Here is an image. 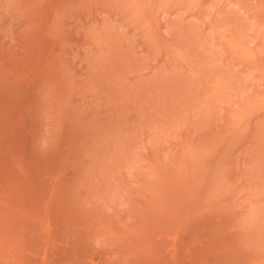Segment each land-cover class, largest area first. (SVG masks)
<instances>
[{"label": "rangeland", "instance_id": "1", "mask_svg": "<svg viewBox=\"0 0 264 264\" xmlns=\"http://www.w3.org/2000/svg\"><path fill=\"white\" fill-rule=\"evenodd\" d=\"M104 1L106 2L104 4H107L106 6L110 4L109 0ZM111 1L114 2V7L110 5L108 7H105L103 4V7L101 6V9L99 7L100 4L98 6L99 2H97L96 4L98 8L97 6H94L95 3L92 5V13L98 9L97 12L100 15V18L98 17L99 20L97 19L98 23L97 21H95L96 24L94 23L95 26L91 21V23L84 25L86 27H82V23L80 25V22H76V25H74L75 23H73L72 25L79 28H73V26L71 25L72 22H69L72 19L68 20L66 17V19L70 23L69 24L64 18L65 22L63 20L64 24L61 25L62 28L65 30L68 29L70 31H72L70 27L73 28V31L76 29L72 34H75L73 36L77 37V40L75 39L76 37L74 38L73 36V38L71 36L67 37V35H70L66 33L68 30L65 31L62 29L65 35H63V33L61 34L60 31L58 32L66 38L64 41L70 42V44H67L63 41L64 38L61 40L66 44V46L68 45L70 47L64 48L66 50L63 51H66V53L63 51H59V53L61 52L64 55L69 54L66 57H63V55L61 54V59H64L63 61L61 59L60 60L64 62L63 64L65 66L63 64H60L61 68L59 67L58 70V66H60L58 63L59 59H56L55 56H59L60 58V55H57L58 51H56L59 50L60 44L57 42H60V40H58V38L56 40L55 36V39L51 38L54 32L56 30L58 31L56 27H51L50 29L53 28V30H49L48 32H46V34H44V36L46 35L44 38L46 39L47 37L46 41L48 42H50V40L52 39L53 41L55 40L54 46H52L54 49L50 47L51 50L49 49L50 51L48 50L47 52H45V50H41L44 47L42 46L40 47L41 52L39 49V51L37 50L40 54L38 52L36 53V51L33 50V54H31L34 55L33 57L35 59L33 57L31 58V54L29 56L28 54H26L28 57L27 60L24 58V55L19 56L23 57L26 63H19V60H17V58V65L15 64V59L12 60L11 63L14 62L13 64H15V67H19L18 63L23 67H21L20 71L18 69V72H20L21 74L15 71L17 67L14 68L13 65V70L7 72V76H0V80L6 79L3 84H9L8 88L5 85L1 84V91L2 88H6H4L6 91L3 93L4 95H6L5 93H7V90L8 94L10 93L9 91L12 90L10 88L14 86L13 82L17 83V80H19L18 88L24 86L27 88V90H29V88L34 87L30 86L32 82H34L32 84H35V81L30 82L31 80H33V78L37 79L36 82H41L42 79L40 78L42 77L40 76V73H42L43 75H45L46 73V75L49 76L47 74V70L49 69L46 68H50L49 74H51L53 70V74L57 73L59 74V77L56 74L57 77L54 78L55 80L52 79L54 80L53 82L51 78H53L54 75H50L49 79L44 77V79H47V81H49L47 82L49 83V85L50 83H55L56 85L58 83L57 87H55V84H51L50 87H53V92H51L52 90H47V88L44 90H47L50 94L52 93V96L56 91L57 92L55 93V95H59L58 90H62L64 87L68 89L67 90L64 88V91H66V93L64 92V94L62 92L64 96L61 95L62 99L59 97L60 101L58 103H56L58 96H52L53 98L51 99L56 98V100H50L49 102L53 103V101H55V103H51L48 105L46 101H48L51 96L48 93L50 97H48L49 99L47 98L48 100L45 99L47 96L44 95V98L42 96V94H44L43 91L39 92V89L41 87H39L38 89V85L40 83L37 82L38 85L35 84V86L37 85V91L38 93L42 94L35 95V97L42 96V98L45 99V102H42L43 100H41L40 102L47 104L44 108L41 109L38 106L37 109L36 107L32 106V103L37 105V102L34 103L30 100L28 104H25L26 102H28L25 99L26 95L24 96L21 90L20 94L18 88L14 87L15 90L13 88L14 91H11V93H13V96L18 95L17 93H19L21 96L23 95V97H25L23 99L26 100L25 103H23L25 104L26 111L23 110V112L26 113L24 114V117L25 119H27V122L24 121L25 119H22L24 118L22 116L21 119L23 121L21 122H24V127L23 125L20 126L21 122H17V124H14L17 126L18 123H20V129L21 127L23 128L19 131V134L21 135V137H19V139L21 138L20 147H18L19 145L17 143L19 142V139L15 138L18 137V133L13 134L15 131L18 132V129H16L15 127V131L13 129L11 131V128H14V126H12L10 123L9 124L12 127L8 126V128H2L5 125H8V122L6 121L8 119L7 114H9V112L10 114L12 113L9 110L13 111L12 108H14V106L12 107V105L15 102L19 101L17 100L18 97L15 98L17 101L14 100L13 97V101L10 100L12 96L7 94L8 96L6 95L5 98L10 97L9 100H0V112L2 110V114L0 113V115L2 116L5 112H8L6 113V116L4 115L7 119L3 116L1 118L0 116V121H2V123H0V151L1 149L3 151L1 152L2 157L0 155V235L3 238L0 239H5V241L0 242V245H4V250H2V252L7 250L6 253L11 254H8L10 257L12 256V259L10 261L8 259V255L5 256L6 258L4 257L6 253L2 254L3 260H0V263L1 261L3 263L9 260L10 263L14 262L15 264H28V261L27 263H24L26 261L23 260V257H25V255L21 257L24 251L26 254V249H24V251L21 250L25 246V234L32 232L35 227L36 229H39L45 224L44 228L42 227L40 229L42 231L34 235L39 236L43 234L44 236H41L43 237L41 239L47 240V238L53 237L52 233L54 231L51 229L52 226H57L60 232L62 229H64L63 227L66 224L70 225V223H79V220L81 219H84L81 221V223L83 222L84 224L90 219L91 221H93L95 217L91 218L90 216L92 214L93 216H96L97 212H99L97 209L102 210V208H100L103 204L102 201L104 200V202H108V193L110 194V196H113V194L116 195L115 197L113 196L109 198V203H107L108 205L104 203L105 205H107V207L103 204L105 207L102 206L104 207V210L101 211L102 213L103 211L104 213H106L105 209L109 210L108 212L113 210L112 212L119 213V209L121 207H125L123 206L124 201L121 200L124 198L125 203L127 202V204H125L126 207L125 209H123L126 210L128 204H133V201L131 203L130 199L128 201L126 200V196L129 195L130 188V191L135 190L134 185L141 184L145 189L146 186L143 181L146 182V185L148 184V182L151 183L150 185H147L149 186V188L151 186V189L148 188L149 190H153V188H155L153 191H149L148 194L147 192H144L148 190L147 188L144 190L140 187V185H138L142 190L137 188L135 191L138 192V189L139 192L140 190H144L143 192L146 195H150L154 191H158V189L160 190L161 187H163L162 183L164 181L165 182L163 183V185L165 186V188H172L171 190H174V188L176 187H173L174 185H171L173 183L176 184L177 187L181 186L180 189H177L176 187L175 190L177 189L176 191H180V193L184 196L183 197L179 193V196L181 195V197H179V203H182L181 209L185 210L186 208V212L180 210V212H182L181 215L179 214L180 220H178V217L177 219L175 218V220L184 221H174L176 223H182L181 227L175 229V231L173 230V233L170 232V236L169 234H167L166 238L168 237L169 242L171 240V242L177 243V241L179 242L180 239L184 237L187 238L189 236L188 240L183 239V242H189L190 240V244L192 245L189 246L187 244L188 242L185 243L188 245H186L188 250L192 247V249L188 252L189 257L192 250L194 253L193 256V253L191 254L194 259L192 257V261L189 259L191 261V264H212L213 262V264L230 263L232 256L227 255V252L221 255L225 257H223V259L220 257V255V258L218 256H215L217 260L219 259V263L215 262V259L214 261H212L213 255H210V257H208L206 253L202 254L204 252L202 251L203 249L201 250L202 253L198 252L199 254H197L196 252L200 251L199 249H201V247L199 248V245L201 244V242H199V239L203 234L198 233V235L196 232V234L199 236L197 237V235H194L195 232H190L192 228L191 223H197V226L199 224L198 227H201H195V224L193 223L194 229H200L201 232L207 233V230L205 232L207 223H209H206L209 218V215L207 216V214H209V212H212L213 209L217 210L218 215H221L219 210L221 211L222 209V214L228 213L229 216H231L236 213L234 214L235 216H233L234 218L232 216V218L229 217V221H234L232 219H236V223L231 222L234 223V225H232L230 222H228V224H231L230 227L226 228L225 226L224 228H226L227 231L226 229H223L222 232H224L225 235H229V233H233L237 229L239 230V228L244 230L242 231L244 234L239 232L238 236L236 235V232L238 231H236L234 234L231 233V235L236 236L235 242L238 243V238L243 239V236L246 235L245 238L247 239H244L247 246L243 247L244 251L247 250L248 252L252 253L251 251L255 250L258 252V254L259 251H261V254H263L262 258L264 259V70H262L264 69V63L262 62V60L264 61V37H260L264 33L263 29V33L261 32V35H259V31H261V27L264 26V24L261 23L257 18H255L257 22L259 21L260 24L263 25L257 24L254 18L252 19L249 17L251 16V10L257 11L258 7L261 10V6H259L260 4H258V0L256 1L257 6H254L255 4H252V7H256L253 9L251 7H249L250 9L247 8V6L250 5L249 3L247 5V0H149L148 2H146L147 0H140L142 5L139 4V0H136L140 5L137 6V8H135L137 3L135 4L136 1L134 0V9L137 10L138 8H141V6H145L141 8V11L140 9H138L137 11H135L134 9H132L133 11L131 10L132 6H130V4L132 5V0H130L131 3H129L130 1L128 2V0H124V3H122L121 0ZM117 1H121L120 4ZM125 1L128 2L130 10L128 9L129 7L125 5L128 7L125 10H128L129 14L126 15V13H128V11H126V13H122L121 17L119 14H121V11L124 9H122L123 6H120L122 4H126ZM250 1L256 3L255 0ZM144 2L146 3L143 5ZM118 4L119 8H117L119 10L121 9V11H119L115 6H118ZM110 7H112L111 9H113V11L108 9ZM94 8L95 10L93 11ZM108 10L111 11H109L110 14H107L109 12H105ZM115 10H118V13ZM260 10L259 12H261ZM114 11L117 13V17L116 15H114ZM255 11L254 13L251 12V14H255ZM89 12H91V10ZM100 12H103L102 14L106 13L105 15L107 17L105 18H108L106 22L113 24L110 25L106 24V22H102L104 17H102L103 15H101ZM135 13L137 14L133 15ZM111 14H113L114 16H112ZM256 14L258 15V18L261 19V14L258 13V11ZM91 15L89 14V18H87L90 19ZM110 15L117 19H111L112 17ZM94 16L96 17V15ZM124 16H127L126 18L132 16V20L134 16H140V18L137 19V17L133 20H136L134 23L133 21H131L133 23L131 24L130 18L128 20ZM121 19L123 22L124 19L126 20L125 23L121 21V25L123 23V26L118 23L117 25L116 21H113L117 20V22H119ZM66 23L69 25H67ZM102 23H104L103 25H105V27H101ZM99 24H101V26H99ZM88 25H90V28ZM125 25H127L126 28L124 27ZM96 26H98L97 29ZM83 28H85V30ZM94 28L98 30L96 31V33L93 32ZM106 28L107 35L110 37H107L106 33L104 34V32H106L104 31V29L106 30ZM88 29L90 31H88ZM86 30L88 32H91L89 34L90 36L86 34L88 33ZM99 30L102 33L99 32ZM57 31L54 35H57ZM70 31L68 33H71ZM83 31L85 32V34L82 33ZM109 32H112L111 35ZM91 34H96V36L94 35L93 37V35ZM80 35L84 36L81 37ZM87 35L88 37H85ZM104 36H106V39L108 38L109 42L107 40H104ZM90 37L94 38L93 40L96 39V42L94 43H97L98 38L100 40L101 37H104V39L101 38L104 41L100 40L97 44H94L93 42H91L92 39ZM80 38L85 44L81 40L79 41ZM73 39L75 40L73 41ZM9 40L12 41V39H9V37L6 38V41L9 42V44L12 43L11 45H13L14 41L11 42ZM76 41L79 42L76 43ZM101 41L106 43H102V47L100 45ZM51 42L48 47L45 45L46 48L44 49L47 50L49 46L53 45V43ZM55 42L59 44V47L56 50L55 48L57 46H55ZM71 43L73 44V47L75 44L77 48H73ZM65 44L63 45V47H66ZM77 44L79 45L77 46ZM86 44V47H91L92 49V51L89 50V53H86ZM96 45L98 46L96 47ZM82 46H84L85 49ZM67 49H69L70 51H67ZM82 49L84 51H82ZM52 50H54L53 53ZM80 51L82 52L81 55ZM44 52L45 54L48 53L47 56L44 54ZM70 52H73V54L70 55ZM90 52L92 55L90 54ZM49 53L51 55L55 54V56H51ZM83 53L87 55L84 56ZM35 54H37V57L35 56ZM43 55L45 56V58L48 57L46 58V60H50L52 57L55 58H52L53 65L52 63H50V66L52 65L51 67H48L46 65H49V63H46V61H44ZM49 56H51V58H49ZM42 59L44 62L42 61ZM24 60L21 59L20 61ZM35 60L38 61V64L41 60L40 64H37V66L36 63L35 65L32 64L36 62ZM55 60L57 61V67L55 66ZM75 61L76 63L77 61L79 62L76 64ZM42 62L43 64H41ZM30 64L31 72L33 73L34 71L35 76H37V73L39 72L38 74L40 78L39 76H34L32 78L33 75L28 74L30 73V69L28 68L29 70L27 71L26 69L28 65L30 67ZM32 65H34V67ZM40 65L41 67H39ZM53 66L55 68H52ZM32 67L35 69H33ZM61 69L68 72L69 75L65 73L64 76L66 75L65 78L69 79V82H64V80H68L63 78V72L60 71ZM22 70L26 72L23 73L21 72ZM35 70L38 72L35 73ZM43 70L45 71V73H43ZM56 70H58V72L60 73L56 72ZM60 74L62 76L61 78L63 82L62 80L59 81L58 79L60 78ZM67 75L70 77L68 78ZM23 79L24 81L27 80L30 84L27 85L28 83L25 82L26 84L24 85V83L22 82ZM8 81L10 83H8ZM20 81L23 84H21L22 86L20 85ZM44 81H42V83ZM60 83H63L62 85L64 87ZM65 83L68 84L66 85ZM18 84H16L15 86L17 87ZM59 85L62 87L60 88ZM66 86H68L69 88ZM23 88L21 89L23 90ZM41 90L43 89L41 88ZM1 91L0 93L2 94L3 91ZM35 91H28V94H30L29 92ZM25 93L27 94L26 91ZM35 93L37 94V92ZM1 94L0 96L3 97V94ZM35 97L34 100L36 99ZM19 98L22 97L19 96ZM30 98H32V96ZM9 105H11V109H7ZM71 115L74 116L73 122L71 120L72 118H70ZM21 119H19L18 121H20ZM9 120L10 119H8V121ZM17 128L19 127L17 126ZM72 128L75 130L76 128H78L77 132H74ZM72 131L77 134H73ZM78 131L82 133H79ZM11 133L13 136L11 135ZM16 139L17 142L14 143ZM94 157H97L96 160H94ZM92 163L94 164V168L92 169L94 170L93 176H95L96 178L93 177L95 179H93L92 181V177H89L88 174L87 175L89 177V181L91 180V182L97 183L93 184L91 182H88V180H86L87 175H85V180L86 182L92 184L93 187L95 185L96 188L100 187L97 188V190L99 189L97 191L98 194L96 195V189L92 188L94 189V192H91L94 193L96 197L94 194L92 195V193V196L89 195L90 192H86V195H84L83 193L85 192H83L82 190L81 191L83 193H81L80 191L74 195H79L83 201H86V205L82 200L79 201V204L83 205L82 207H84L85 205L87 210L94 205L96 207L97 204V207H99H96V209L92 207L93 213L89 212L91 215L86 212L88 218L90 217L89 220L88 218L87 220H85L87 216L84 213L85 210L82 208L81 211L83 212L81 213V215L85 214L84 216L86 217L82 218V216L80 217L81 219H76L79 216L77 214V217H74L76 221L72 222L71 218L73 217L71 215L69 216V214L73 212L67 210L68 212L66 211V214L64 213V209H69L70 207L68 208L69 205H65L67 206L65 208V206L63 205L65 201L61 202V199L63 198L64 200L65 197H67L65 195L66 193L69 194L70 191L71 193H75L74 190L76 191L77 187H81L82 185L86 184V182L84 183V177L82 178L81 175H83V172H86L83 171V169L85 170L93 166ZM76 169H81L83 171L80 172L82 173L80 175L82 179L80 177V180L77 179L78 183L80 181L83 182L82 185L80 182L81 186H76L77 180L76 182L71 181V179H73L72 174H74L75 171L77 172ZM78 172L77 174L73 175L74 178L79 175ZM112 173L115 174L112 175ZM117 173L120 176H118ZM121 174L123 175L121 176ZM162 175L165 179H163ZM159 176L163 180L160 179ZM119 177L122 181L118 179ZM101 179L105 181V184L107 185H103L104 182ZM108 179L109 181H107ZM116 179L121 181V183H119V181L117 183ZM158 179L159 182H157ZM113 180L115 184L113 183ZM173 180H175V182H173ZM71 182H74L73 184L74 186H76L74 190L68 189V185H70ZM99 182H101L102 185H100ZM122 182L125 184V186ZM156 182L159 184H157ZM130 183L134 189L130 186ZM152 183L156 185L153 186ZM64 184L68 187H66ZM119 185L121 186V188ZM70 186H72V184ZM74 186L72 187L74 188ZM86 186H88V184ZM123 186L128 192L127 195L125 194L126 192L120 194L124 190ZM126 186L128 187V189L126 188ZM115 187L117 189H115ZM86 188L87 187H85V190ZM106 188L109 191L115 189V191L117 190L118 192H109L108 190L106 191ZM89 189H91V187L87 190ZM103 189H105V192ZM184 189H187L188 192H185ZM165 190H168V188ZM106 192H108L107 195H105ZM189 192H194L192 194L193 196ZM80 194H83V196L86 197L84 198ZM172 194L176 193L173 192ZM74 195L72 194V196ZM121 195H123L124 198H122ZM104 196L107 200L104 198ZM176 196H178V193L176 194ZM80 197H78V199H80ZM91 197L92 199H97H93V201H91ZM129 197L130 195L127 196V199ZM86 198H88V201H90L91 203L93 202L92 205L89 206L90 203H88ZM111 198L116 201L115 204H113L114 201ZM117 198L123 203L120 202ZM78 199L77 201L75 200V202H78ZM98 199L102 201L97 202ZM188 199H190L191 204ZM68 200L66 202L67 204H69ZM186 201L188 202L186 203ZM192 202L194 203V205L192 204ZM118 203H121V205ZM218 203L224 206H226L225 204H227L229 205V207L225 208L223 206H220L219 208ZM74 204L75 203H73V205ZM110 204L115 205V208L114 206V209L111 208L112 206ZM80 205L78 206L80 207ZM118 206L121 207L117 210L116 208ZM79 207L76 208L79 209ZM129 207L131 210V206ZM190 207L192 208V211L190 210ZM76 208L75 210H77ZM62 209L64 210V212H62ZM72 209L74 210L73 207ZM211 209L212 211H210ZM231 209H233V211ZM127 210L125 211L126 213H123L122 209L120 210V213L122 211V215L125 214L124 217L126 218L130 215V210L128 212ZM188 210L191 212H189ZM80 212H78L77 210V213ZM112 212L110 213L112 214ZM201 213L202 215L206 213V216L204 217H208L204 222L203 220H205V218H202ZM185 214L190 215H187L188 217L185 216L184 218ZM106 215L108 214L106 213ZM103 216H101L100 213V215L96 216V218L99 219ZM194 216L196 218H194ZM190 217L192 218L190 219ZM197 218L199 219L197 220ZM195 219L196 221L203 222H201L203 228L200 223L194 221ZM128 220L131 219H129L128 217L127 222ZM188 220H192L193 222L189 223ZM237 220L241 223H239ZM35 222L37 224L39 223L41 226L38 227ZM31 223L32 225H36L31 226ZM90 223L91 222H89V224ZM49 224L51 225V227ZM84 224H80L81 228H77L78 230L81 229L82 233H84V228L82 229V227L88 225L87 223L86 225ZM72 226L73 225L71 224V227ZM77 229L74 230L73 228V230H69L66 228L64 231H62L66 232L68 230L72 231V233H75L74 231L78 232ZM44 230L46 232L43 233ZM48 230L50 232L53 231L50 233L51 235L49 234ZM183 231L185 232L184 237L182 236L184 233ZM186 231L190 232V234L188 233L187 235ZM36 232L33 231L31 234ZM47 233L50 236H48ZM192 234L195 238L192 236ZM57 235L55 236L59 237ZM59 235L60 237L63 236L64 238L63 233H59ZM204 235V238L202 239L206 240L207 236ZM231 235H229L230 239H234V237H232ZM180 236L182 237L180 238ZM61 238L60 240L57 239L58 242L57 240L56 242L59 243L60 241H62L63 238ZM192 238H194V240ZM242 239V243H240L241 245L245 243L243 242L244 239ZM44 242L45 241L42 240V243ZM195 243L196 245L197 243H199L197 245L198 248L196 247L197 249L194 248L196 246L194 245ZM102 244H105L104 246H106L107 243ZM94 245H99V247L101 246L100 244H98V242H96V244ZM2 246L0 248H2ZM6 246L17 249L15 252L18 253H14L13 251V254L10 253L11 251H9V248H7ZM93 246V250H96V248L99 249V247L94 246L93 248ZM249 246L251 248H249ZM92 249L91 251L89 250L88 252L83 253L85 254L84 257L82 256L83 254L80 255L81 257L79 256L77 260L79 263H77L96 264L98 262L97 260L99 259L100 254L98 250H96V252L98 251V253H95L93 251V254ZM194 250H196V256ZM90 254L94 256L97 255L95 256L96 258L94 257L96 261L93 259V256L89 258ZM201 254L202 256L200 257ZM252 254L254 255V253ZM13 255H17V259H15L16 256H14L13 258ZM244 255L246 254L244 253ZM40 256L41 257L39 262H42V264H58L61 262L59 258H56L57 260L54 258L56 257V255L49 256V254H46L45 256L41 254ZM197 256L201 259H197ZM206 256L212 259V263H209V259ZM228 256H230L229 262H227L229 259ZM258 256L256 258L251 257V259H253V261L251 260L252 262L249 261V258H247V260L245 258L247 262L243 261V259L241 261L242 263L245 262L247 264H259V262L261 263L263 262V260L260 254ZM82 257L84 260L86 257V262L84 260V262L82 261ZM87 258L89 259L90 263L89 261H87ZM202 258L206 261H203ZM7 263L9 264V262H6V264Z\"/></svg>", "mask_w": 264, "mask_h": 264}, {"label": "bare ground", "instance_id": "2", "mask_svg": "<svg viewBox=\"0 0 264 264\" xmlns=\"http://www.w3.org/2000/svg\"><path fill=\"white\" fill-rule=\"evenodd\" d=\"M107 1V0H106ZM110 1V4H108V6L110 5V6H112V7H114L113 6V4H114V2L113 1H111V0H109ZM116 1V0H115ZM122 1V3H124V0H121ZM120 1V2H121ZM130 0H128V2H129ZM134 0H132V5L130 4V6H132L131 7V10L132 9H134L133 7H134V2H133ZM136 1V0H135ZM144 1V0H143ZM149 0H147L146 2H148ZM204 1V0H203ZM257 0H255V2H256ZM97 2H99L98 3V6H99V4H100V8H101V6L104 4V3H106L104 0H0V76H7V72H9L10 70H13V65H14V68H16L17 67V69L15 70V71H17L18 72V69H19V71L21 70V67L22 66H20V62L21 63H26L25 62V60H24V58L27 60V55L26 54H28V56L32 53L33 54V50H35L36 51V53L40 50V47H42V46H44L43 47V49H41V50H45V52H47L49 49H50V47L52 48V49H54L52 46H54V41H53V39L52 40H50V42L51 41H53V42H51V43H53V45H51V46H49V48L46 50V49H44V48H46V46L48 47V45H50V42H48V41H46V39H47V37H46V39L44 38L45 36H44V34H46V32H48L49 30H53V28L52 29H50L51 27H56V29H58V31H57V35H54L55 34V32H54V34L52 35V37L51 38H54V36L56 37V40H57V38H58V40H60V42L58 41L57 43H59L60 44V47L58 46L59 44H57L56 42V44H55V46H57L56 48H55V50L56 49H58V47H59V50H56V51H58L57 52V55H60V58H59V56H55V54L53 55V56H55V58L56 59H59V61H58V63H59V65L61 64H63L64 62H62L63 61V59L64 58H62L61 59V52L63 51V50H66V49H64V48H70L68 45L66 46V44L65 43H67V44H70V42H67V41H64L66 38L65 37H63V35H65L64 34V32L62 31V26L61 25H63L64 23H63V20H64V18L66 19V17H67V19L69 20V19H72L71 21H69V22H72L71 23V25L73 24V23H75L74 25H76V22H80V25H81V23H82V27L84 26V25H86V24H88V23H91V22H93V24L95 23L96 24V22L95 21H97V19H98V17L100 18V15H99V13L97 12L98 11V9L95 11V12H93L92 13V9H91V7H92V5L95 3V5L94 6H97L96 4H97ZM113 2V3H112ZM117 2H119V1H117ZM120 2H119V4H120ZM128 2H126L125 1V3L126 4H122L120 7H122V9H124V10H122L121 11V9L119 10L118 8H119V4H118V6L117 5H115L116 6V8L119 10V11H121V14H119L120 16L122 15V13L124 14V13H126V11H128V10H125L126 8H128L129 10H130V6H129V4H128ZM138 1H136L135 2V4L137 3ZM146 2H144L143 3V5L146 3ZM251 2V3H250ZM253 1H250V0H247V5H248V3L250 4V5H248L247 6V8H249V7H251L252 9L253 8H256V7H252L253 5L252 4H255L254 6H257L256 4H257V2L256 3H252ZM108 3V2H107ZM111 3H112V5H111ZM129 3H131V1L129 2ZM138 4V3H137ZM136 4V6H135V8H137V6H140V5H142V3L140 2V0H139V4L137 5ZM258 4H260L259 6H261L260 8H261V10L259 9V7L257 8V11H258V13H260L261 14V19L260 18H258V15L256 14L257 13V11H255L256 13L255 14H251V12H253L254 13V11H252L251 10V12H250V15L251 16H249L250 18H254V20L256 21V23L257 24H260V22L261 23H263L264 24V0H260V3H259V0H258ZM107 4H104V6L105 7H108V6H106ZM125 5H127V6H125ZM93 6V7H94ZM98 6H97V8H98ZM103 7V6H102ZM104 7V8H105ZM112 7H110V8H108V9H110L111 11H113V9H111ZM125 7V8H124ZM143 7H145V6H143ZM142 6H141V8H143ZM96 8V7H95ZM95 8L93 9V11L95 10ZM99 8V9H100ZM103 8V9H104ZM141 8H138V9H140V11H141ZM102 9V8H101ZM137 9V10H138ZM250 9V8H249ZM261 11V12H259V10ZM91 10V12H89ZM105 10V9H104ZM110 10H108V11H105V12H109ZM117 10V11H118ZM135 11H137L136 9H134ZM248 10V9H247ZM102 11V10H101ZM110 11V12H111ZM116 11V10H115ZM113 12V13H115L114 15H116V17H117V13L116 12ZM133 11V10H132ZM250 11V10H249ZM248 11V12H249ZM104 12V11H103ZM102 12V13H103ZM110 12L109 13H107V14H110ZM131 12V11H130ZM91 13H92V15H91ZM97 13H98V15H97ZM101 13V12H100ZM101 13V15H103L102 17H107L105 14H102ZM140 13V12H139ZM91 15L90 16V19H88L89 18V16L88 15ZM129 14V11H128V13H126V15H128ZM137 13H135V14H133V15H136ZM248 14V13H247ZM259 14V15H260ZM94 15H96V17L94 16ZM112 16H114L113 14H111ZM110 15V16H111ZM132 15V14H131ZM132 15V16H133ZM110 16H109V18H110ZM111 16V17H112ZM131 16V17H132ZM88 17V18H87ZM122 17V16H121ZM120 17V18H121ZM125 17V16H124ZM123 17V18H124ZM127 17V16H126ZM125 17V18H126ZM130 16H129V18H130V22L131 21H133L134 19H136L137 17H133V20H132V18H131ZM247 17H248V15H247ZM103 18V20H102V22H106V20L108 19V18H105L104 19ZM113 18H115V17H112L111 19H113ZM118 18H119V16H118ZM129 18H126V19H128L129 20ZM140 18V16L137 18V19H139ZM255 18H257L259 21V23L257 22V20L255 19ZM66 19V20H67ZM111 19H109V20H111ZM115 19H117V18H115ZM251 19V20H252ZM68 20L66 21L67 23H69L68 22ZM99 20V19H98ZM105 20V21H104ZM91 21V22H90ZM113 21H116V24L118 23V24H120L121 25V21H122V19L119 21V22H117V20H113ZM125 19H124V22L123 23H125ZM136 21V20H135ZM135 21H133V23L135 22ZM139 21H141V20H139ZM64 22H65V20H64ZM100 22V21H99ZM66 23V24H67ZM97 23H98V21H97ZM104 23H102V26H101V24H99V26H101V27H105V25H103ZM115 23V22H114ZM123 23H122V25L121 26H123ZM132 22H131V24H133ZM49 24V25H48ZM65 24V25H66ZM70 24V23H69ZM69 24H67V25H69ZM77 24H79V23H77ZM95 24H94V26H95ZM106 24H110V25H112L111 23H107L106 22ZM117 24V25H118ZM263 24H260V25H263ZM65 25H64V27H65ZM70 25V26H71ZM74 25H72L73 26V28H79V27H74ZM128 25V24H127ZM127 25H125L124 27L126 28L127 27ZM259 25V26H260ZM49 26V27H48ZM78 26V25H77ZM89 26V28H90V25H88ZM94 26H92V27H94ZM109 26V25H108ZM107 26V27H108ZM129 26V25H128ZM258 26V27H259ZM84 27H86V26H84ZM91 27V28H92ZM110 27H112V26H110ZM114 27H115V24H114ZM117 27V26H116ZM12 28V29H11ZM71 29H72V31H70V30H68V29H63V30H65V31H67L66 33L67 34H70V35H67V37L68 36H73V35H75V34H72L74 31H73V28L72 27H70ZM98 28V26H96V29ZM124 28V29H125ZM260 28V27H259ZM84 30H85V28H83ZM87 29V28H86ZM93 29V28H92ZM95 28H94V30H93V32L94 33H96V31H98V30H96ZM103 29V28H102ZM262 29L264 30V26H262L261 27V31H259L260 32V34L259 35H261V32H262ZM78 30V29H77ZM110 30V29H109ZM60 31V33L62 34L63 33V35H61V34H59L58 32ZM71 32V33H68V32ZM80 31V30H79ZM87 31V30H86ZM88 31H90L89 29H88ZM87 31V32H88ZM104 31H106V32H104ZM104 34L106 33V35H107V28H106V30L104 29ZM53 32V31H52ZM81 32V31H80ZM92 32V33H93ZM99 32H101L100 30H99ZM79 33V32H78ZM78 33H76V34H78ZM83 34H85V32L83 31L82 32ZM91 32H88V33H86V34H90ZM102 33V32H101ZM110 33V35H111V33L112 32H109ZM263 33V32H262ZM59 34V35H58ZM97 34H99V33H97ZM51 35V34H50ZM88 35L87 36H85V37H88ZM91 35H93V37H94V35L96 36V34H91ZM263 35H264V33H263ZM260 36L261 38L262 37H264V36ZM47 36H48V34H47ZM78 36V35H77ZM81 36V35H80ZM79 36V37H80ZM84 36V35H83ZM83 36H81V37H83ZM90 36V35H89ZM98 36V35H97ZM102 36V35H101ZM9 37V39H12V41H14V43H13V45H11L12 43H10L9 44V42H7L6 41V38H8ZM74 37V36H73ZM72 37V38H73ZM76 37V36H75ZM74 37V38H75ZM78 37V38H79ZM84 37V38H85ZM100 37V36H99ZM104 37H105V39H104ZM104 37H101V38H103L104 40H107L108 41V38L106 39V36H104ZM107 37H110V36H108L107 35ZM64 38V39H63ZM92 40H91V42H96L95 40H93L94 38H92V37H90ZM96 38V37H95ZM100 38V40H102ZM55 39V38H54ZM63 39V41L65 42H63V41H61ZM76 40H77V37L75 38ZM75 39H73V41L75 40ZM110 39V38H109ZM115 39V38H114ZM259 39V38H258ZM8 40V39H7ZM48 40H49V38H48ZM68 40V39H67ZM70 40H72V39H70ZM81 40V38L79 39V41ZM88 40V39H87ZM99 40V38H98V40H97V43H98V41H100ZM104 40H102V41H104ZM111 40V39H110ZM261 40V39H260ZM263 40H264V38H263ZM9 41H11V40H9ZM11 41V42H12ZM78 41V42H79ZM82 42H83V40H81ZM100 42V45L103 43H105V42ZM117 41V40H116ZM262 41V40H261ZM47 42H48V44H47ZM62 42H63V44H62ZM77 41H76V43H78ZM109 42V41H108ZM75 43V42H74ZM75 43V44H76ZM81 43V42H80ZM84 43V42H83ZM97 43H94V44H97ZM111 43V42H110ZM114 43V42H113ZM117 43V42H116ZM61 44H62V46H61ZM65 44V46L66 47H63V45ZM75 44H74V47H73V44L71 43V45H72V47L73 48H77L76 46H75ZM85 44V43H84ZM83 44V45H84ZM87 44H88V42H87ZM87 44L85 45V48H86V53H89V50H91L92 51V49H91V47H86L87 46ZM106 44V43H105ZM256 44H257V42H256ZM255 44V45H256ZM46 45V46H45ZM70 45V46H71ZM79 44H77V46H78ZM81 45V44H80ZM99 45V44H98ZM98 45H96V47L98 46ZM109 45V44H108ZM260 46V45H259ZM63 47V48H62ZM80 47V46H79ZM78 47V48H79ZM83 48H84V46H82ZM95 47V46H94ZM95 47V48H96ZM101 47H102V45H101ZM81 48V47H80ZM84 48V49H85ZM87 48H88V50H87ZM39 49V50H38ZM264 49V48H263ZM38 50V51H37ZM41 50H40V52H41ZM51 50V49H50ZM49 50V51H50ZM69 49H67V51H68ZM81 50V49H80ZM248 50H250V49H248ZM35 51H34V53H35ZM53 51L54 50H52V53H53ZM59 51H61L60 53H59ZM70 51V50H69ZM71 51H73V50H71ZM79 51V50H78ZM82 51H84L83 49H82ZM88 51V52H87ZM95 51V50H94ZM263 51V50H262ZM45 52H44V54H45ZM63 52H65L66 53V51H63ZM81 52V51H80ZM39 53V52H38ZM71 54L70 55H72L73 54V52H70ZM85 53V52H84ZM83 53V55L84 56H86L85 54ZM93 53V52H92ZM31 54V55H32ZM40 54V53H39ZM38 54V55H39ZM42 54V53H41ZM48 54V53H47ZM47 54H45L46 56H47ZM50 54V53H49ZM76 54V53H75ZM82 54V52L80 53V55ZM90 54H91V52H90ZM254 54H256V53H254ZM25 56L24 58L23 57H19V56ZM37 54H35V56H36ZM51 55V54H50ZM51 55V56H52ZM63 55V57L65 56H68V55H64V54H62ZM89 55V54H88ZM92 55V54H91ZM250 55V54H249ZM34 55H32L31 56V58L33 57ZM44 56V55H43ZM51 56H49V58H51ZM77 56H79V55H77ZM260 56V55H259ZM18 57H19V59H18ZM37 57V56H36ZM42 57V56H41ZM74 57H76V56H74ZM83 57V56H82ZM81 57V58H82ZM89 57V56H88ZM263 57V56H262ZM16 58H17V60H19V63H18V65H19V67L18 66H16L15 67V64L17 65V61H16ZM23 59L24 61H20L21 59ZM30 58V59H31ZM34 58V57H33ZM39 58H40V56H39ZM46 58H48V57H46ZM46 58H45V56H44V61H46V63L48 62L49 63V65L48 64H46L48 67L50 66V63H52L53 62V60H52V58L53 59H55L54 57H52L50 60H52V61H50L49 59V61L48 60H46ZM85 58V57H84ZM87 58V57H86ZM90 58V57H89ZM254 58H256V57H254ZM15 59V64H13V63H11L12 62V60H14ZM35 59V58H34ZM33 59V60H34ZM62 61H61V60ZM251 59V58H250ZM253 59V58H252ZM39 60V59H38ZM259 60V59H258ZM261 60V59H260ZM36 61V60H35ZM41 61V60H40ZM40 61H39V64H40ZM42 61H43V59H42ZM43 61V62H44ZM85 61V60H84ZM83 61V62H84ZM30 62H32V61H30ZM43 62L41 63V64H43ZM54 62H56L55 64V66L57 67V61L55 60ZM79 61H77V63H78ZM81 62H82V60H81ZM255 62V61H254ZM260 62V61H259ZM262 62L264 63V61L262 60ZM35 63H36V66H37V64H38V61H36V62H34V63H32V64H34L35 65ZM75 63H76V61H75ZM76 63V64H77ZM256 63V62H255ZM22 64V65H23ZM27 64H28V62H27ZM26 64V65H27ZM38 64V65H39ZM34 65H32L33 67H34ZM44 65H45V63H44ZM52 65H53V63H52ZM51 65V66H52ZM61 65L60 66H58V70H59V67L61 68ZM64 65V64H63ZM264 65V64H263ZM36 66H35V68H36ZM46 66V67H47ZM50 66V67H51ZM65 66V65H64ZM260 66V65H259ZM32 67V68H33ZM39 67H41V65L39 66ZM42 67H44V66H42ZM23 68V67H22ZM26 68V67H25ZM30 70H29V69ZM35 68H33V69H35ZM52 68H55L54 66L52 67ZM264 68V67H263ZM33 69H32V71H33ZM41 69V68H40ZM46 69H49L50 70V68H46ZM57 69V68H56ZM62 69H65V68H62ZM60 70L61 72H63L62 74V76H63V78H65L66 77V75L64 76V74L66 73V74H68V72L67 71H63V70ZM23 70H25V69H23ZM21 71V72H26L27 70H29V72L30 73H28L29 75H33L32 76V78L35 76V74H34V71H33V73L31 72V64H30V67H29V65H28V67H27V69H26V71ZM45 70V69H44ZM43 70V71H44ZM49 70H47L48 72H47V74L50 76V75H54L53 76V78H51V80L52 79H54L55 77H57L56 76V74H53L54 72H53V70H52V73L51 74H49ZM55 70V69H54ZM58 70H56V72H58ZM262 70H264V69H262ZM38 71H39V69H38ZM38 71H36L35 70V73H37ZM14 72V71H13ZM19 74H21L20 72H18ZM17 73V74H18ZM32 73V74H31ZM39 73V72H38ZM37 73V76H39V74ZM43 73H45V71L43 72ZM58 73H60V72H58ZM42 73H40V76L42 77V78H40V76H39V78L40 79H42L41 80V82L39 81H37L38 83H40L41 84V86H40V84L38 85L37 84V82H36V80L37 79H35V78H33V80H31L30 82H32V81H35V84H37L38 85V89H39V87H41L43 90H41V88L39 89V92L41 91H43V93L44 94H42V93H38V89H37V85L35 86V84H32V83H34V82H32L31 84L27 81V80H25L24 81V79L22 80V82L24 83V85L26 84V83H28L27 85H29L30 84V86H34V87H36V88H34V87H31V88H29L28 86V88H29V90H27V88L26 87H24V86H22L23 84H22V82L20 81V85L22 86V87H20V88H18L19 87V80H17L16 82L17 83H15V82H13V87L12 88H10V89H12L11 91H14L15 90V88H18V91H22V94L25 96L26 95V98L25 97H23V95L21 96L20 94H21V91L19 92V93H17L18 95H16V96H13V93H11V91H9L10 93L8 94V90H7V93H5L6 95L8 94V95H11L12 97H11V99H10V97L8 98H5L6 97V95H4L3 93L4 92H6L5 91V89L4 88H2V91H3V89H4V91L2 92L1 90V92H2V94H3V97L2 96H0V100H2V99H10V100H13L12 98L14 97V100H16L15 98H17L18 97V99L17 100H19L18 102H15L13 105H12V107L14 106V108H12L13 109V111L12 110H9V111H11L12 113V115L10 114V112H9V114H7L8 116V119H10L9 121H8V119L5 117L6 116V113H8V112H5V111H3V112H5L4 113V115H2L3 117H5L7 120V122H8V125H3L4 127H2V128H8V126H10V127H12V126H14V128H11V131H12V129L14 130L15 129V127H16V129H18V132L17 131H15L13 134H16V133H18L17 135H18V137H15V138H18L19 139V137H21V135L19 134V131L21 130V129H23L22 127H21V129H20V126L21 125H23V127H24V122L22 123L21 121H23L22 119H25V117H24V114H26V113H24L23 112V110H25V104H28L29 103V101L31 100L32 102H34V103H36L37 102V105H35V104H33L32 103V106L33 107H36L37 109H38V106H39V108H44L47 104L46 103H48V105L49 104H51L52 102H49L50 100H56V98H54V99H51V98H53L52 96H54V97H57L58 99H57V101H56V103H58L59 101H60V99H59V97L62 99V97H61V95L62 96H64V94L66 93V91H64V88L62 89V90H58V93H59V95H55V93L57 92H54L53 93V95L51 96V94L47 91V90H52L51 92H53L54 91V89H53V87L51 88L50 86H51V84H55V83H50V85H49V83H47V82H49V81H47V79H49V76H47L46 75V73H45V75H41ZM58 75V77H59V74H57ZM69 75V74H68ZM67 75V76H68ZM18 76V75H17ZM37 76H35V77H37ZM61 76V74H60V78L62 77ZM72 76V75H71ZM44 77H46L47 79H44ZM70 76H68V78H69ZM22 78H24V77H22ZM31 78V77H30ZM60 78H58L59 79V81H61L62 80V78L60 79ZM57 79V78H56ZM57 79V80H58ZM66 80H68V81H65L64 80V82H69V79H67V78H65ZM45 80V81H44ZM55 80V79H54ZM54 80H52V82L54 81ZM70 80H72V79H70ZM6 81V79H2V80H0V89H1V87H2V85L1 84H3L4 82ZM42 81H44L43 83H42ZM26 82V83H25ZM51 82V81H50ZM62 82H63V80H62ZM8 83H10L9 81H8ZM45 83V84H44ZM57 83V82H56ZM16 84H18L17 85V87L15 86ZM48 86H47V85ZM66 84V83H65ZM64 84V85H65ZM68 84V83H67ZM66 84V85H67ZM3 85H5V84H3ZM8 85L9 84H7V85H5L7 88H8ZM11 85V84H10ZM44 85V86H43ZM57 85H58V83H57ZM57 85L55 84V87H57ZM44 88H43V87ZM47 86V87H46ZM60 86V85H59ZM62 86H60V88L62 87ZM69 86V85H68ZM68 86H66V87H68ZM15 87V88H14ZM24 87V88H23ZM13 88H14V90H13ZM21 88H23V90L21 89ZM25 88H26V90H25ZM33 88H34V90H33ZM47 88V90H44V89H46ZM59 88V89H60ZM69 88V87H68ZM35 91V92H37V94L35 93V92H29L30 94H28V91ZM58 89V88H57ZM65 89H67V88H65ZM56 90V89H55ZM68 90V89H67ZM25 91L27 92V94L25 93ZM47 91V92H46ZM61 91V92H60ZM62 92L64 93V94H62ZM46 93V94H45ZM48 93L50 94V96L48 95ZM1 94V93H0ZM1 94V95H2ZM38 94H42V96L44 97V95H46L47 97L45 98V99H47L48 97H50V99L48 100V101H46V103H42V102H45L44 100L45 99H43L42 98V96H40V97H38V96H36L35 97V95H38ZM7 95V96H8ZM19 96L20 97H22V98H19ZM28 96V97H27ZM32 96V98H33V100H32V98H30V97ZM36 98L35 100H34V97ZM37 97H38V99H37ZM23 98H25L28 102H26L25 103V99H23ZM29 100H28V99ZM40 98V99H39ZM64 98V97H63ZM23 99V100H22ZM16 100V101H17ZM22 100V101H21ZM41 100H43L42 102H40ZM6 101V100H5ZM24 101V102H23ZM39 101V102H38ZM8 103H9V101H8ZM23 103H25V104H23ZM45 104V105H42V104ZM53 103H55V101H53ZM52 103V104H53ZM11 105H9L8 107H7V109L8 108H10V106ZM30 105H31V102H30ZM40 105H42V106H40ZM24 106V107H23ZM10 108V109H11ZM24 108V109H23ZM26 111V110H25ZM1 114H2V110H1V112H0ZM68 115V114H67ZM1 116V115H0ZM2 116H1V118H2ZM22 116L24 117V118H22ZM26 116V115H25ZM69 116V115H68ZM74 116H75V114H74ZM74 116H70V118H72L71 120H72V122H73V117ZM16 117H17V119H16ZM14 118V119H13ZM22 118V119H21ZM70 118H69V120H70ZM19 119H21L20 121H18ZM2 120V119H1ZM27 119H25L24 121H26ZM15 122V123H14ZM17 122H21V124L20 123H18V127L19 128H17V126L16 125H14V124H17ZM27 122V121H26ZM0 123H2V121H0ZM12 125H10V124ZM13 123V124H12ZM5 124V123H4ZM19 124H20V126H19ZM1 125V124H0ZM73 126H75V125H73ZM9 127V128H10ZM75 128V127H74ZM0 129H1V126H0ZM72 130L74 131V132H77V130H78V128H76V130L75 129H73L72 128ZM72 131V133L73 134H77V133H74ZM81 131V130H80ZM1 132V131H0ZM4 132V131H3ZM79 132V131H78ZM12 133H11V135H12ZM79 133H82V132H79ZM72 134V135H73ZM75 135H74V137H75ZM81 135V134H80ZM13 136V135H12ZM14 136H16V135H14ZM77 138H78V136H77ZM15 140V139H14ZM20 140H21V138L19 139V142H17V139H16V141H14V143L15 142H17L18 143V147H20ZM9 151V150H8ZM1 152H3L2 151V149H1V151H0V155H1ZM5 152V151H4ZM10 153V152H9ZM8 155V154H7ZM4 156V155H3ZM91 156V155H90ZM95 156H97V155H95ZM1 157H2V155H1ZM1 157H0V159H1ZM97 158V157H96ZM96 158L94 157V160H96ZM91 159V158H90ZM92 159H93V157H92ZM91 159V160H92ZM95 162V161H94ZM93 162V163H94ZM92 163V167L91 168H87V169H83V171H86V172H83L81 169H79V170H77V172H78V176H76L75 178H74V174H77V172L75 171L74 172V174H72V177H73V179H71V181H75L76 182V180L78 179V180H80V175L82 174V173H80V172H83V175H81L82 176V178L84 177V183L86 182V180H88V182H91V180L89 181V177L91 176L92 177V181H93V179H95L96 177L95 176H93V171L94 170H92L93 168H94V164ZM89 169V170H88ZM92 170V171H91ZM90 171V172H89ZM89 172V173H88ZM92 173V174H91ZM162 173V172H161ZM89 175V177H88V175ZM115 173H112V175H114ZM163 174V173H162ZM6 175V174H5ZM85 175H87V179L85 180ZM109 175V174H108ZM112 175H111V177H112ZM117 175H118V173H117ZM123 174H121V176H122ZM164 175V174H163ZM162 175V177H163V179H165L164 178V176ZM2 176V175H1ZM3 176H4V174H3ZM110 176V175H109ZM108 176V177H109ZM118 176H120V175H118ZM80 177V178H79ZM93 177H95V178H93ZM115 177H116V175H115ZM160 177V176H159ZM166 177V176H165ZM81 178V179H82ZM112 179V178H111ZM114 179V178H113ZM118 179H120L121 180V178L119 177ZM118 179H116L117 180V183H118ZM160 179H162L161 177H160ZM162 179V180H163ZM78 180H77V184H76V186L78 185V186H81L82 184H83V182H81V185H80V182L78 183ZM102 180V179H101ZM124 180V179H123ZM162 180H161V182H162ZM83 181V180H82ZM100 181V180H99ZM103 181V180H102ZM101 181V182H102ZM107 181H109V179L107 180ZM122 181V180H121ZM121 181H119V183H121ZM125 181V180H124ZM178 181V180H177ZM88 182H86V184H84V185H82L81 187H77V189H76V191L74 190L75 189V187L76 186H74V182H71V184H72V186H74V188L72 187V186H70V185H68L69 186V188L68 189H73L74 190V192L75 193H71V191L69 192V194L71 195H69V194H65L67 197H68V199L71 201V203H70V201L67 199V197H65V199L63 200V198L61 199L62 201L61 202H63V201H65L64 203H63V205L65 206V205H69L68 206V208L69 209H64L65 210V212H64V210L62 211V212H64L65 214H66V211L68 210H70L71 212H73V213H71V214H69V216L71 215L73 218H71V221L72 222H74V221H76V219H81L80 217H82V218H84V217H86L85 218V220H87V218H88V215H87V213L89 214V215H91L89 212H92L93 211V209H92V207H94L95 209H96V207H97V205H96V207H95V205L94 206H92V207H90V208H88V210H87V208L85 207V205L87 204H85V202L86 201H83L82 199H81V197L78 195V196H76V195H74V194H77L78 192H80L81 190L83 191V192H85V193H83L82 191H81V193H83L84 195H86V192L88 193V192H90V194L89 195H91V193L92 192H94L93 190L94 189H92V188H95L96 189V195L98 194L97 193V191L99 190H97V188H100V187H97L96 188V185L93 187V185L92 184H90V183H88ZM101 182H99L100 183V185H102L101 184ZM104 182V184L103 185H107V184H105L106 182L105 181H103ZM102 182V183H103ZM111 182H112V180H111ZM129 182H131V181H129ZM157 182H159V179H158V181ZM156 182V183H157ZM161 182H160V184H161ZM165 182V181H164ZM163 182V183H164ZM172 182V181H171ZM173 182H175V180H173ZM91 183H93V182H91ZM97 183V182H96ZM96 183H93V184H96ZM113 183L115 184V182H114V180H113ZM123 183V182H122ZM127 183V182H126ZM143 183L145 184V189L147 188H149V186H147V185H150L151 183H149L148 182V184L146 185V182L145 181H143ZM163 183H162V186L164 187H161V189L159 190L158 189V191L156 190V191H154L152 194H150V195H146L145 193L147 192H149V191H153L155 188H153V190H149V189H151V186H150V188L148 189V190H146V191H144L145 189L142 187L143 185H141V184H135V185H137V186H135L134 185V187H135V190L137 189V188H139V189H144L143 191L145 192H143V191H141L140 190V192H139V189H138V192L137 191H135V190H132V191H130L131 190V188H130V190H129V195H130V197L127 199V196H129V195H127V191L125 190V184H124V190H123V187H122V192L120 193V194H123V192L127 195L126 196V200L128 201L129 199L131 200V203H132V201H133V204L132 205H130V204H128L127 206L129 207V206H131V210H130V207L128 208L127 207V209H129L130 210V215L129 216H127V218L129 217V219H131V220H128V222H127V218L126 217H124V215L125 214H123L122 215V211L125 209V207H126V205L125 204H127V202L125 203V198H124V196L123 195H121L122 196V198H124V199H121L122 201H124V203L122 202V201H120L118 198V200L120 201V202H122L124 205L123 206H125V207H121V206H118L116 209L118 210L120 207V209H119V213H120V210L122 209V211H121V213L119 214L118 212H112V211H110V212H112V214L110 213V212H108L109 210H106L105 209V212L108 214V215H106V213H104V211H103V213L101 212L102 210H104V207L106 206L107 207V203H109V198L110 197H115V195L116 194H113V196L111 195L110 196V194L108 193V192H106L105 193V195H107V193H108V196H109V198H108V196H107V198H108V202L106 203V201L104 202V200H103V198H102V200H100V199H98L97 200V202H100V201H102L103 202V204L104 203H106L107 205H103L102 204V206H104V207H100V208H102V210L101 209H97L100 213H101V216H103V214H104V216L103 217H100L99 219H97L96 218V216H99L100 215V213L99 212H97V214H96V216L94 215L93 216V214L90 216L91 218L93 217H95L94 219H93V221H91V219L89 220V218H88V220L89 221H87L86 223L88 224V225H86V223L84 224L83 222L81 223V221L82 220H84V219H81V220H79L80 222L79 223H70V225H68V224H66L63 228L64 229H62L63 231L67 228V229H69V230H73V228H74V230L75 229H77V228H81V225L80 224H84V225H86V226H84V227H82V229L84 228V230H83V232L84 233H82V230L80 229V230H78V232H79V235H78V232H76V231H74L75 233H72V231H66V232H63L62 230L59 232V228L57 227V226H52V230L54 231H51V232H53L52 233V235H53V237H51V238H47V240L45 239H41V238H43V237H41V236H44L43 234H41V235H34V234H37L38 232H40V231H42V230H40L42 227L44 228V225L43 226H41L39 223L37 224L36 222V224L38 225V227H40L41 226V228H37L36 229V227H35V229L37 230V232H36V230L34 229L33 231L34 232H36V233H33V234H31L32 232H30V233H27V234H25V239H26V241H25V246L21 249V250H23L24 251V249H26V254H25V251H24V253L21 255V257H23L24 255H25V257H23V260H26L24 263H27V261H28V264H42V262L40 263L39 261H40V255L41 254H43V255H45L46 256V254H49V256H51V255H56V257H54L55 259L56 258H59L60 260H61V262L60 263H58V264H78L79 262L77 261L78 260V257L80 256V255H82L83 253H86V252H88L89 250L91 251V249H92V246L94 245V244H96V242H98V244H100L101 246L99 247V245L97 246V247H99V249L98 248H96V250H98L99 251V254H100V257H99V259H98V257H97V263L96 264H191V257L194 255V253H193V250L191 251V254H192V256H191V254H190V257H189V255H188V252H189V250H191L192 249V247H191V249L189 248V250H188V248H187V246L189 245H191L190 244V240H189V242L188 241H186L185 243H187V244H185L184 242H183V239H187L188 240V237L187 238H185L184 237V234H185V232L183 233V237L184 238H182V239H180V241L178 242L177 241V243H174V242H171V240H170V242H169V240H168V237L166 238V235L167 234H169V236H170V232H172L173 233V230L175 231V229H177V228H179V227H181V224L180 223H176V222H183L184 220H182V221H176L175 220V218L177 219V217H178V220H180L179 218V214L181 215V213L182 212H180V210H183V209H181L182 208V203L180 204L179 203V197H181V193H180V191L179 192H177L176 190L177 189H180V187H177V185L176 184H171V185H174L173 187H177V189L175 190V188H174V190L176 191H174V190H171L172 188H170L169 189V187H167L168 188V190L170 191V193H169V191L168 190H165V189H167V188H165V186L163 185ZM88 184V186H86ZM108 184H110V183H108ZM129 184V183H128ZM157 184H159V183H157ZM168 184V183H167ZM169 184V185H170ZM181 184V183H180ZM65 185V184H64ZM90 185H92V186H90ZM99 185V186H100ZM138 185H140V187L138 186ZM152 185L154 186V185H156V184H154V183H152ZM169 185H167V186H169ZM66 186V185H65ZM68 186H66V187H68ZM97 186H98V184H97ZM120 186V185H119ZM129 186V185H128ZM130 186L133 188V186L131 185V183H130ZM159 186V185H158ZM72 187V188H71ZM85 187H87L86 188V190L88 189V188H90L91 187V189H89V190H85ZM107 187V186H106ZM156 187V186H155ZM103 188V187H102ZM120 188H121V186H120ZM126 188L128 189V187L126 186ZM162 188H163V192H162ZM185 188H187V187H185ZM67 189V188H66ZM67 189V190H68ZM111 189V188H110ZM115 189H117L116 187H115ZM115 189H113V190H111V191H114L115 193H117L118 191L116 190L115 191ZM119 189V188H118ZM134 189V188H133ZM73 190H72V192H73ZM104 190V192H105V189H103ZM108 189L106 188V191H107ZM92 191V192H91ZM109 191V190H108ZM111 191H109V192H111ZM174 193H178V196H176V194H172L173 192ZM182 191V190H181ZM184 191L186 192L187 191V189H184ZM188 192V191H187ZM101 193V192H100ZM100 193H99V197H100ZM118 193V194H119ZM179 193L181 194L180 196H179ZM184 193V192H183ZM190 193V192H189ZM194 193V192H193ZM192 192L190 193L191 195L193 194ZM72 194L75 196V197H77V198H75L74 196H72ZM83 194H80L81 196H83ZM94 193H92V195H93ZM103 194V193H102ZM117 194V195H118ZM119 194V195H120ZM138 194V195H137ZM149 194V193H148ZM190 194H184V195H190ZM88 195V196H89ZM91 195V196H92ZM95 195V194H94ZM96 195H95V197H96ZM195 195V194H194ZM87 196V197H88ZM183 196V195H182ZM193 196V195H192ZM64 197V196H63ZM74 199H73V198ZM78 197H80V199H78ZM84 198L86 197V196H83ZM98 197V196H97ZM184 197V196H183ZM72 198V199H71ZM104 198L106 199V197L104 196ZM119 198H120V196H119ZM77 199H78V202H75V200L77 201ZM87 199V201L89 200L88 198H86ZM91 199V201H93V199H97V198H93L92 199V197L90 198ZM111 199H113V198H111ZM182 199V198H181ZM192 199V198H191ZM67 200H68V202H69V204H67L66 202H67ZM73 200H74V202H73ZM80 200H82L83 202H84V207H82L83 205H80L79 203V201ZM107 200V199H106ZM183 200V199H182ZM193 200H194V198H193ZM96 201V200H95ZM113 201H114V199H113ZM188 201L190 202V199H188ZM188 201H186V203L188 202ZM66 203V204H65ZM73 203H75L74 205H73ZM88 203H90L89 204V206L90 205H92V203L90 202V201H88ZM116 203V201H114V203L113 204H115ZM129 203V202H128ZM179 203V204H178ZM71 204V205H70ZM76 204H77V206H76ZM111 205L112 207L111 208H113V206H114V208H115V205ZM118 204H120L121 205V203H118ZM183 204H185V203H183ZM190 204H191V202H190ZM192 204L194 205V203L192 202ZM62 205V204H61ZM78 205H80V207L78 206ZM101 205V204H100ZM216 205H217V203H216ZM226 206H224V205H220L219 203H218V207L220 208V206H223V207H229V205H227V204H225ZM74 208V210L72 209V207ZM74 206H76V207H79V209L78 208H76V207H74ZM187 206V205H186ZM185 206V207H186ZM189 206H192V205H189ZM67 206H65V208H66ZM99 207V206H98ZM97 207V208H98ZM110 207V206H109ZM188 207V206H187ZM75 208L78 210V212H80L81 210H82V208L85 210V214H86V216H84V215H81V213L83 212V211H81L80 213H77V210H75ZM113 208V209H114ZM124 208V209H123ZM184 208V207H183ZM191 208V207H190ZM212 208V207H211ZM214 208V207H213ZM218 208V209H219ZM231 208V207H230ZM90 209H91V211H90ZM126 209V210H127ZM221 209H222V207H221ZM126 210H124L123 211V213H126L125 211ZM129 210H127V212L129 211ZM191 211H192V208L190 209ZM223 210V209H222ZM221 210V211H222ZM226 210V209H225ZM228 210H229V208H228ZM232 211H233V209H231ZM67 211V212H68ZM74 211H75V213H74ZM96 211V210H95ZM94 211V212H95ZM183 211H185L186 212V208H185V210H183ZM189 211V210H188ZM191 211H189V212H191ZM208 211V210H207ZM210 211H212V209L210 210ZM214 211V212H213ZM213 211L212 212H209V214H207V216L209 217H206V218H208V220L204 217V216H206V213L204 214V215H202V213H201V215H202V218L204 217L205 218V220H203L202 218V220H203V222L204 221H206V223L207 222H209V223H207V228L205 229V232H206V230H207V233H203V232H201V230L200 229H198L199 230V232H198V230L197 229H194V222L191 220H188V222L190 223V222H193V223H191L192 224V228H193V230H192V228H191V231L190 232H195V236L198 234V233H200V234H208V235H204V236H207V239L206 240H203L202 238H204L203 237V235H201V237H200V241L199 242H201V244L199 245V248L201 247V249H199L200 251H196V250H194V252L196 251L197 252V254H199L198 252H200V253H202L201 252V250L202 251H204L202 254H204V253H206L207 255H208V257H210V255H213V260L212 259H210V258H208L207 256V258L209 259V263H212L211 262V260L212 261H214V259L216 260L215 262H220L219 261V259L217 260L216 259V257L215 256H218L219 257V255H220V257L223 259V257L224 256H221V255H223V253H225V252H227L226 254L227 255H230V256H232V258H231V260H230V256H228L229 257V259H228V261L227 262H229V260H230V263L229 264H235V263H238V264H241L242 263V259H243V261H245V262H247L246 260H247V258H249L250 260V262H252L253 261V259H251V257L252 258H256L259 254H260V256H261V258L263 257L262 255L263 254H261L262 252L261 251H259V254H258V252L257 251H255L254 249H251V250H254V251H251L252 253H254V255L252 254V253H250V252H248L246 249V251H247V253H246V251H244V249H243V247H246L247 246V244H246V241H245V239H247V238H245V236L246 235H244L243 236V242H245L243 245H241L240 243H242V241H241V239H239L238 237V243L237 242H235L236 241V236L234 235H231V233H229V235H231L232 237H234V239H230V237H229V235H225V233L224 232H222V230L223 229H226V228H229L230 227V225L232 224V225H234V223H231V222H235L236 221V219H232V220H234V221H229V217L230 218H232L233 216H235L234 214H236V213H234L233 215H231V216H229V214L228 213H225V214H222V212L219 210V212L221 213V215H218V213H217V210H215V209H213ZM231 211V212H232ZM87 212V213H86ZM188 212V213H189ZM205 212V211H204ZM203 212V213H204ZM215 212H216V214H215ZM225 212V211H224ZM230 212V211H229ZM93 213V212H92ZM77 214L79 215L78 217H77ZM99 214V215H98ZM109 214H111V215H109ZM228 214V215H227ZM231 214V213H230ZM187 215H190V214H187ZM186 214L184 215V218H185V216H187ZM195 215H197V214H195ZM77 217L76 219L74 218V217ZM183 217V216H182ZM181 217V218H182ZM188 217V216H187ZM201 217V216H200ZM192 217H190V219H191ZM194 218H196L195 216H194ZM234 218V217H233ZM74 219V220H73ZM95 219H96V221H95ZM125 219H126V221H125ZM132 219H133V221H132ZM199 218H197V220H198ZM231 220V219H230ZM78 221V220H77ZM174 221H176V222H174ZM194 221H196V219L194 220ZM201 221V220H200ZM238 221V220H237ZM241 221V220H240ZM89 222H91L90 224H89ZM92 222H93V224H92ZM187 222V223H188ZM196 222H198V223H200V225L202 226V224H201V222H199V221H196ZM202 222V223H203ZM228 222H230L231 224H228ZM239 222V221H238ZM33 223V222H32ZM32 223H31V226H35V225H32ZM175 223H176V225H175ZM205 223V224H206ZM236 223V222H235ZM239 223H241V222H239ZM34 224V223H33ZM55 224V223H54ZM71 224L73 225L72 227H71ZM204 224V225H205ZM208 224H209V226H208ZM50 225V224H49ZM76 225V226H75ZM77 225H78V227H77ZM228 225V226H227ZM237 225H240V224H237ZM80 226V227H79ZM188 226V225H187ZM197 226V223L195 224V227ZM198 226H199V224H198ZM197 226V227H198ZM226 226V228H224ZM235 226H236V224H235ZM30 227V226H29ZM50 227H51V225H50ZM189 227H190V225H189ZM232 227V226H231ZM31 228V229H32ZM184 228V227H183ZM198 228H201V227H198ZM202 228H203V226H202ZM27 229H28V227H27ZM172 230V231H171ZM189 230H190V228H189ZM189 230H187V231H189ZM229 230V229H228ZM239 230H241V231H239ZM239 230L237 229L236 231H238V232H236V231H234L232 234H234L235 232H236V235L238 236L239 234V232L240 233H243L242 231H244V230H242V229H240L239 228ZM29 231H30V229H29ZM29 231H27V232H29ZM49 231V230H48ZM81 231V232H80ZM186 231V234L188 235V233L190 234V232H187ZM225 231V230H224ZM226 231H227V229H226ZM44 232H46L45 230L43 231V233ZM50 231H49V234L51 233ZM57 232H58V235H57ZM177 232V231H176ZM196 232H197V234H196ZM55 233V234H54ZM59 233H63L64 234V238H63V236H61L60 237V235H59ZM77 233V234H76ZM180 233V232H179ZM182 233V232H181ZM228 233V232H227ZM244 234V233H243ZM47 235H48V233H47ZM46 235V236H47ZM51 235V234H50ZM50 235H48V236H50ZM55 235H57V236H59L61 239H62V241H60L59 243H57L58 242V240L57 239H59L60 240V238L59 237H56ZM179 235H181V234H179ZM194 235L192 234V236L194 237ZM199 235V234H198ZM197 235V237H199ZM38 236V237H37ZM106 236V237H105ZM182 236H180V238L182 237ZM191 236V235H190ZM240 236H241V234H240ZM40 237V238H39ZM56 239H55V238ZM102 237H104V238H102ZM0 238H3L1 235H0ZM44 238H46V237H44ZM102 238V239H101ZM195 238V237H194ZM194 238H192L193 240H194ZM1 240V239H0ZM42 240L43 241H45L44 243H42ZM56 240H57V242H56ZM202 240H203V243H202ZM2 241H5V239L4 240H1L0 242H2ZM240 241V242H239ZM195 242V241H194ZM102 243H107L106 244V246H104ZM3 244H4V242H3ZM50 244V245H49ZM199 243H197V245H198ZM187 245V246H186ZM194 245H196V243L194 244ZM197 245L194 247V248H196L197 247ZM242 247H241V246ZM2 245H0V247H1ZM95 246V245H94ZM94 246H93V248H94ZM95 246V247H96ZM192 246V245H191ZM7 247V246H6ZM4 248V245L2 246V248H0V260H3V256H2V254H5L6 252H7V250H5L4 252H2V250H4L3 249ZM7 248H9V251H11L10 253H12V251L14 252V253H18V252H15L17 249H14V248H11V247H7ZM10 248H11V250H10ZM198 248V247H197ZM196 248V249H197ZM249 248H251L250 246H249ZM96 250H93L92 249V253L94 254V252L95 253H98V251L96 252ZM188 250V251H187ZM249 250V249H248ZM94 251V252H93ZM196 252H195V256H196ZM91 253V252H90ZM244 253L246 254V255H244ZM249 253V254H248ZM9 253H6L5 255H4V257L6 256V255H8ZM13 254V253H12ZM202 254L200 255V257L202 256ZM248 254V255H247ZM251 254V255H250ZM9 255H11V254H9ZM8 255V256H9ZM225 255V254H224ZM242 255H243V257H242ZM14 256H16V258L15 259H17V255H13V258H14ZM48 256V255H47ZM83 257L85 256V254H83L82 255ZM89 256V255H88ZM91 256H93V259L95 260V256H97V255H92V254H90V256H89V258H91ZM99 256V255H98ZM245 256H249V257H245ZM254 256V257H253ZM27 257V258H26ZM81 257V256H80ZM83 257H82V261L84 260L83 259ZM95 257V258H94ZM189 257V258H188ZM200 257H196L197 259L198 258H200ZM219 257V258H220ZM227 257V256H226ZM233 257H234V259H233ZM242 257V258H241ZM6 258V257H5ZM26 258V259H25ZM193 258V257H192ZM205 258V257H204ZM225 258V257H224ZM241 258V259H240ZM245 258H246V260H245ZM8 259L11 261V259H12V256L10 257H8ZM7 259V260H8ZM14 259V260H15ZM28 259V260H27ZM80 259V258H79ZM88 259V258H87ZM92 259V260H93ZM191 261H190V260ZM194 259V258H193ZM201 259V258H200ZM199 259V260H200ZM203 259V258H202ZM206 259V258H205ZM205 259H203V261L205 260ZM222 259H221V262H222ZM227 259V258H226ZM226 259H224V260H226ZM258 259H259V256H258ZM6 261V262H9V264H15L14 262L12 263H10V261ZM45 260V259H44ZM57 260V259H56ZM81 260V259H80ZM85 260H86V257H85ZM84 260V261H85ZM91 260V261H92ZM93 260V261H94ZM252 260V261H251ZM262 260H263V262H259V264H264V259L262 258ZM41 261H42V259H41ZM81 261V262H82ZM83 261V262H84ZM87 261H89V259L87 260ZM96 261V260H95ZM94 261V262H95ZM206 261V260H205ZM241 261V262H240ZM6 262H3L4 264H6ZM78 262V263H77ZM82 262V263H83ZM86 262V261H85ZM242 263V264H247V263ZM2 263V261H1V263L0 264H3ZM47 263V262H46ZM56 263H57V261H56ZM89 263H90V261H89ZM199 263V262H198ZM214 263V262H213ZM212 263V264H213ZM223 263H224V261H223ZM249 263V262H248ZM257 263V262H256ZM8 264V263H7ZM17 264V263H16ZM45 264V263H44ZM55 264V263H54ZM81 264V263H80ZM84 264V263H83ZM93 264H95V263H93ZM216 264V263H215ZM220 264H222V263H220Z\"/></svg>", "mask_w": 264, "mask_h": 264}]
</instances>
